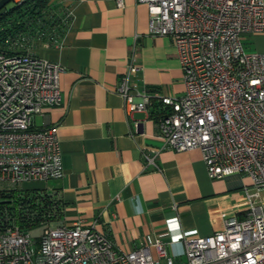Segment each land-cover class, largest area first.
<instances>
[{
	"label": "built area",
	"instance_id": "obj_1",
	"mask_svg": "<svg viewBox=\"0 0 264 264\" xmlns=\"http://www.w3.org/2000/svg\"><path fill=\"white\" fill-rule=\"evenodd\" d=\"M134 1L146 6L147 34L170 38L184 89L158 95L133 87L132 40L113 90L124 114L156 105L162 147L198 149L210 179L247 176L245 210L208 235L162 232L126 251L94 223L61 222L53 192L28 185L63 175L55 129L33 125L34 115L60 101L61 66L22 45L17 53L0 50V264H264V54L246 51L242 41L264 31V0ZM153 157L143 155V167L156 168ZM19 224H37L40 233ZM174 242L181 260L166 251Z\"/></svg>",
	"mask_w": 264,
	"mask_h": 264
},
{
	"label": "crops",
	"instance_id": "obj_2",
	"mask_svg": "<svg viewBox=\"0 0 264 264\" xmlns=\"http://www.w3.org/2000/svg\"><path fill=\"white\" fill-rule=\"evenodd\" d=\"M120 1L50 0L64 26L47 29L29 49L61 66L59 103L33 117L35 127L55 129L63 170L62 177L43 187L58 198L61 222L94 223L126 251L162 232L177 239L183 230L205 236L220 229L223 219L242 215V186L250 180L236 173L210 179L198 149L162 147L152 117L156 105L124 114L113 90L132 40L139 68L130 79L133 87L180 95L184 86L170 38L147 34L146 6ZM242 41L246 51L264 54V31L244 35ZM143 155H154L156 168L143 167ZM166 251L182 259L180 243L169 244Z\"/></svg>",
	"mask_w": 264,
	"mask_h": 264
},
{
	"label": "trees",
	"instance_id": "obj_3",
	"mask_svg": "<svg viewBox=\"0 0 264 264\" xmlns=\"http://www.w3.org/2000/svg\"><path fill=\"white\" fill-rule=\"evenodd\" d=\"M49 2L50 0H22L8 9L2 7L0 10V50L8 53L20 52L23 46L29 45L37 37L43 39L42 36L47 29L64 26L62 16L52 11L53 8L49 7ZM52 37L49 34L48 38L52 39ZM157 113V109L153 111V119L156 118ZM19 225L30 229L37 227V224Z\"/></svg>",
	"mask_w": 264,
	"mask_h": 264
},
{
	"label": "rangeland",
	"instance_id": "obj_4",
	"mask_svg": "<svg viewBox=\"0 0 264 264\" xmlns=\"http://www.w3.org/2000/svg\"><path fill=\"white\" fill-rule=\"evenodd\" d=\"M13 2L10 0L9 2H7L4 6H3V9H8L10 7L13 6ZM30 187L33 186L35 188H43V183H39V182H35V183H30L28 184ZM40 227H35L33 229L30 230V234L32 236H38L39 233H40Z\"/></svg>",
	"mask_w": 264,
	"mask_h": 264
},
{
	"label": "water",
	"instance_id": "obj_5",
	"mask_svg": "<svg viewBox=\"0 0 264 264\" xmlns=\"http://www.w3.org/2000/svg\"><path fill=\"white\" fill-rule=\"evenodd\" d=\"M10 0H0V10L2 9V7L9 2Z\"/></svg>",
	"mask_w": 264,
	"mask_h": 264
}]
</instances>
